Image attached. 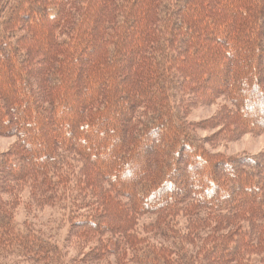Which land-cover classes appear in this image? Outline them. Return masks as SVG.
Instances as JSON below:
<instances>
[{
    "label": "trees",
    "instance_id": "1",
    "mask_svg": "<svg viewBox=\"0 0 264 264\" xmlns=\"http://www.w3.org/2000/svg\"><path fill=\"white\" fill-rule=\"evenodd\" d=\"M227 1L0 0V264H264V152L210 153L178 109L221 95L223 138L264 133V0ZM24 191L70 204L62 245Z\"/></svg>",
    "mask_w": 264,
    "mask_h": 264
},
{
    "label": "rangeland",
    "instance_id": "2",
    "mask_svg": "<svg viewBox=\"0 0 264 264\" xmlns=\"http://www.w3.org/2000/svg\"><path fill=\"white\" fill-rule=\"evenodd\" d=\"M230 0L227 1L226 4H229ZM30 12V11H29ZM205 23V22H204ZM203 23V24H204ZM205 25V24H204ZM203 25V26H204ZM207 27L211 25L207 24ZM261 33H264V26L260 27ZM260 34V33H259ZM216 34H212L210 39H216ZM201 45L197 43L196 46ZM264 54V53H263ZM261 52V58L264 59V55ZM212 60L208 57H205L202 61L195 63L194 71L195 75L200 73L201 67L204 64H211ZM226 62L222 64V71L224 74ZM221 70V69H220ZM215 73V72H214ZM260 75H264V70H261ZM225 79V78H223ZM216 83V82H215ZM206 88L202 89L201 91H211L213 88L211 83L205 80ZM218 87H224L225 83L222 81L216 83ZM217 87V90H219ZM82 94H78L79 97ZM187 98L180 94H177L174 97V101L177 103L178 100ZM187 100V99H184ZM78 103L77 98H73L69 100V104L74 107ZM225 99L218 95L212 100L210 99L208 102H204L202 104H197L192 108L187 109L188 111L184 110L183 102L178 103V109L182 112L181 115L185 116V120L189 123H192L196 127V133L198 137L203 141V147L209 151L210 153H217L226 156L231 155H241V154H261L264 152V133L263 134H250L244 133L236 135L235 133L231 135V137L225 139L223 138L224 133L227 132L225 127H221L214 118L221 110V107L225 106ZM69 116V115H68ZM124 113L121 112L119 119L120 121L123 120ZM17 138L14 136H3L0 135V153L8 151L12 145L16 142ZM29 192H23V198L20 202V205L16 209V219L15 221L19 226H22L25 221L28 222L27 224H32L35 229L40 231L43 235H51L53 240H57L61 245L64 243L65 238H67L68 230L70 227V204L64 205H46L44 207H34L29 208ZM152 217H143L139 221L138 228L142 230L145 224L150 223ZM74 242V238L71 240ZM70 249V248H69ZM72 256L76 254L75 250L71 248ZM21 264H32L26 263L23 260H20Z\"/></svg>",
    "mask_w": 264,
    "mask_h": 264
}]
</instances>
